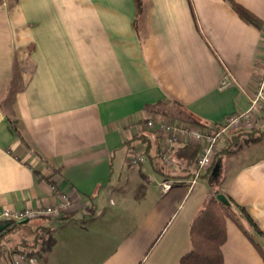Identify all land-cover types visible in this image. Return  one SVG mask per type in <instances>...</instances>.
Wrapping results in <instances>:
<instances>
[{
  "label": "crops",
  "instance_id": "0c3cea01",
  "mask_svg": "<svg viewBox=\"0 0 264 264\" xmlns=\"http://www.w3.org/2000/svg\"><path fill=\"white\" fill-rule=\"evenodd\" d=\"M234 1L262 28L244 23L226 0H143L139 35L133 0H2L0 212L43 210L62 196L69 205L60 218L1 219L9 222L0 231V264L26 247L39 264L179 263L208 195L202 179L182 170L200 144L170 142L144 121L193 127L186 113L205 132L247 109L264 56V0ZM225 72L232 82L219 89ZM251 129L264 131V118L217 141L220 186L264 233V138L222 152ZM245 147L249 158L235 159ZM137 151L144 161L130 164ZM134 166L140 178L129 184ZM21 228L25 235L5 237ZM225 229L223 264H264L232 220Z\"/></svg>",
  "mask_w": 264,
  "mask_h": 264
},
{
  "label": "trees",
  "instance_id": "16d2710c",
  "mask_svg": "<svg viewBox=\"0 0 264 264\" xmlns=\"http://www.w3.org/2000/svg\"><path fill=\"white\" fill-rule=\"evenodd\" d=\"M226 1L244 23L252 25L258 29L262 28V21L248 9L235 2L234 0ZM1 2L2 0H0V3ZM133 2L134 19L132 21V28L136 35H139V21L143 13V0H133ZM181 117L188 124L194 125L198 128H201L202 126V124L196 121L190 114L182 113ZM8 122L12 130L16 132L20 141L28 149H30L27 142L24 141L23 136L19 133L15 121L8 118ZM144 123H146V121H144ZM219 127V124H212L209 129L217 130ZM256 132L257 130L251 129L238 133L236 136L238 137V143H234L232 148L228 146V148L226 150L223 149L222 152L228 153L230 150L238 148L243 143H248L264 138V131H262L260 134H257ZM142 141L146 142L144 138L142 139ZM196 158L193 162L194 164L192 163L193 166H191L190 162L188 164L190 167L184 166L182 168V170L188 172V177L193 178L196 173ZM220 158L221 155H219V152H216L211 164L206 169H204V171L202 170L203 172L201 171L197 176L206 184L208 188V195L205 203L198 210L190 223V248L184 255H182L178 264H223L221 247L226 240L225 221L227 219L232 220L246 234V236L252 242L258 254L264 261V233L258 229L256 223L247 214L244 207L235 203L225 192L221 190ZM175 162L178 163V160L176 159ZM160 169H163V167H160ZM219 196H222L224 198V201L220 200L218 198ZM242 221L247 223L249 228H251L249 231L244 229ZM10 223L13 224L21 222L13 221ZM26 248L31 251V254H35L31 247Z\"/></svg>",
  "mask_w": 264,
  "mask_h": 264
},
{
  "label": "built area",
  "instance_id": "2783aa9c",
  "mask_svg": "<svg viewBox=\"0 0 264 264\" xmlns=\"http://www.w3.org/2000/svg\"><path fill=\"white\" fill-rule=\"evenodd\" d=\"M261 63V74L255 85L252 87L249 96V106L244 111L229 114L217 130L203 132L194 126L182 127L175 125L172 122L153 117L146 120V129L166 133L169 136L168 140L170 142L189 138L200 144L199 153L195 161L196 173L192 178V182L198 179V174L211 164L214 154L216 153L217 141L222 138L225 132L234 130L238 126L247 128L252 127L260 117L264 118V56L261 58ZM231 82V76L228 72H225L220 79L218 87L219 89H223L229 86ZM161 159L165 166H170L172 164V159L166 154H161ZM143 161L144 157L138 151L129 159L130 164H139ZM162 188L169 189L170 184L165 183ZM68 205V199L65 196H62L57 205L47 206L43 210L27 208L20 211H14L5 208L0 212V220L6 219L14 222H24L33 219L40 214H48L55 218H59L62 212L67 209ZM30 252L31 251L28 248L12 252L11 264H39L40 260L38 256L33 253L31 254Z\"/></svg>",
  "mask_w": 264,
  "mask_h": 264
},
{
  "label": "rangeland",
  "instance_id": "374dc122",
  "mask_svg": "<svg viewBox=\"0 0 264 264\" xmlns=\"http://www.w3.org/2000/svg\"><path fill=\"white\" fill-rule=\"evenodd\" d=\"M253 148V147H252ZM263 148H260V150H262ZM258 150V149H257ZM249 151V147H245L243 148V150L241 151V154L238 157H235V159H241L243 160L244 158H249V154H247ZM246 152V153H245ZM250 152V151H249ZM263 153V151H262ZM132 173L125 175L124 179H126L127 181H129L128 183L131 184L134 180H136V178H140L139 176V169L137 166L132 167ZM129 193L131 194V192L129 191ZM26 229L21 228L19 231H17V233H7L5 235V237L8 239L9 237H16L17 235H25L26 234Z\"/></svg>",
  "mask_w": 264,
  "mask_h": 264
},
{
  "label": "water",
  "instance_id": "95a60500",
  "mask_svg": "<svg viewBox=\"0 0 264 264\" xmlns=\"http://www.w3.org/2000/svg\"><path fill=\"white\" fill-rule=\"evenodd\" d=\"M216 169V168H215ZM220 200H223L224 201V198L222 197V196H219L218 197ZM6 223H4V224H0V231L1 230H3L7 225H8V223L7 222H9V221H5Z\"/></svg>",
  "mask_w": 264,
  "mask_h": 264
}]
</instances>
